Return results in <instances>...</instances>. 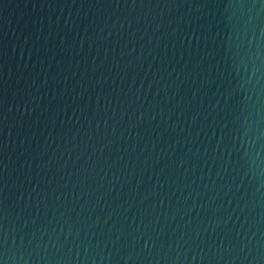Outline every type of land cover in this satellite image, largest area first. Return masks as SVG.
<instances>
[{"label":"water","instance_id":"water-1","mask_svg":"<svg viewBox=\"0 0 264 264\" xmlns=\"http://www.w3.org/2000/svg\"><path fill=\"white\" fill-rule=\"evenodd\" d=\"M0 264H264V0H0Z\"/></svg>","mask_w":264,"mask_h":264}]
</instances>
